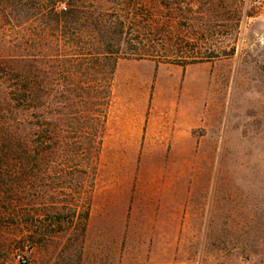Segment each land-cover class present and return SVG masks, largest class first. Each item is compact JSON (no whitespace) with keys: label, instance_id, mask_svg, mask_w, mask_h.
Masks as SVG:
<instances>
[{"label":"rangeland","instance_id":"374dc122","mask_svg":"<svg viewBox=\"0 0 264 264\" xmlns=\"http://www.w3.org/2000/svg\"><path fill=\"white\" fill-rule=\"evenodd\" d=\"M98 2L135 18L119 60L150 54L201 66L205 151H198L197 172L189 173L171 264H264V0ZM102 153H40L20 200L0 187V264L28 243L32 264H83L82 215L91 207L93 166ZM106 153V162H115V151Z\"/></svg>","mask_w":264,"mask_h":264},{"label":"trees","instance_id":"16d2710c","mask_svg":"<svg viewBox=\"0 0 264 264\" xmlns=\"http://www.w3.org/2000/svg\"><path fill=\"white\" fill-rule=\"evenodd\" d=\"M97 1L0 0V187L13 199L35 178L40 153L102 150L117 63L135 18Z\"/></svg>","mask_w":264,"mask_h":264},{"label":"crops","instance_id":"0c3cea01","mask_svg":"<svg viewBox=\"0 0 264 264\" xmlns=\"http://www.w3.org/2000/svg\"><path fill=\"white\" fill-rule=\"evenodd\" d=\"M199 66L118 61L83 264H171L184 228L189 173L197 172L198 151H205ZM106 151H115V162H106Z\"/></svg>","mask_w":264,"mask_h":264},{"label":"built area","instance_id":"2783aa9c","mask_svg":"<svg viewBox=\"0 0 264 264\" xmlns=\"http://www.w3.org/2000/svg\"><path fill=\"white\" fill-rule=\"evenodd\" d=\"M34 246L28 243L22 249H16L11 258L7 260L6 264H32V253Z\"/></svg>","mask_w":264,"mask_h":264}]
</instances>
